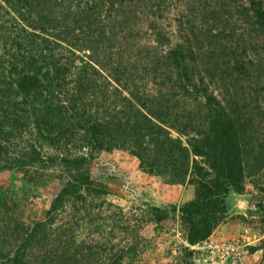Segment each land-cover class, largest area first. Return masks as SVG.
I'll return each instance as SVG.
<instances>
[{"label":"rangeland","instance_id":"obj_1","mask_svg":"<svg viewBox=\"0 0 264 264\" xmlns=\"http://www.w3.org/2000/svg\"><path fill=\"white\" fill-rule=\"evenodd\" d=\"M224 1L227 0H138L129 5L115 0L109 12L103 5L93 9L101 19L92 23L96 31L84 32L82 36L89 46L86 47L85 41L78 42L75 49L60 44L61 64L70 68L68 79L77 77L84 64H90L101 81L104 78L112 82L110 90H117L103 102L101 95L95 93L96 86L91 84L90 93H84L77 101L79 116L108 120L110 111L131 105L141 113L160 116L161 122L171 121L170 125L164 123L165 129L189 151L185 171L180 179L149 172L141 168L139 160L129 151L97 150L76 129L69 134L75 137L68 144L57 145L47 133L49 125H37L35 118L25 114L21 120L13 118L16 124L12 130L8 127L9 119L5 120L1 138L7 132L12 134L6 135L1 143L0 264H15L16 258L19 264H208L206 257L211 255L207 246L221 248L233 242L239 247L238 255L223 253L226 259L216 258L217 264H264V91H259L264 90V51L256 48L257 44L250 50V43L244 60L246 64L249 62L248 70L242 81L229 78L227 84L214 83L203 72L201 63L205 62L203 51L209 38L198 44L202 36L188 31L185 22L188 15H194L198 17L194 23L196 30H203L204 25L207 28L212 24L211 12ZM234 1L245 4V0H232V5ZM0 5L6 8L1 1ZM237 13L225 17L226 24L234 28L225 32L231 41L212 45L207 62L223 53L219 45L228 48L233 44L224 51L231 53L237 46L234 40L241 37L239 33L246 32V19H238ZM106 15H113V22L107 23ZM9 25L11 22L0 33L12 38L16 28L8 32ZM215 28L218 30L219 25ZM76 35L79 34L72 33ZM6 41L0 42V56L4 51L17 50L10 39ZM257 41L258 45L263 44V39ZM177 47L186 49L190 57L189 82L186 78L173 82L167 76L173 68L167 65V53ZM27 57L30 58L24 63L30 68L34 58ZM218 62L225 63V57L221 55ZM85 72L88 78H99L89 68ZM57 84L56 88H47L44 97L51 99L53 92L68 107L65 103L71 96L65 91L71 85L66 87L61 81ZM13 90L8 101L1 100L6 111L4 114L0 111V120L16 111L21 114L19 108H10L14 100H20L15 87ZM206 94L215 100L213 105H206ZM151 97L160 104L142 110L140 103ZM98 103L105 108L109 105L105 114V108L99 109ZM217 103L246 132L240 146L249 150V156L242 165V192L227 195L226 213L208 238L192 246L186 239L187 225L177 209L190 202L202 204L196 201L198 183L203 184V197L209 196L211 170L203 157L191 153L190 144L208 131L213 117L211 108H217ZM149 114L148 119L155 121ZM61 118L56 121L58 126ZM145 146L151 147L150 143ZM33 153L36 161L27 158ZM75 157L86 158L81 171L89 175L94 194L82 191L74 200L66 197L59 203L58 211L49 213L53 200L75 174L76 170L68 164ZM58 240L63 243L56 244ZM202 246L205 251L198 249ZM47 252L50 256H45Z\"/></svg>","mask_w":264,"mask_h":264},{"label":"trees","instance_id":"obj_2","mask_svg":"<svg viewBox=\"0 0 264 264\" xmlns=\"http://www.w3.org/2000/svg\"><path fill=\"white\" fill-rule=\"evenodd\" d=\"M0 1L7 8L0 5V31L5 30V25L10 24V22L11 25H9L7 31L9 32L10 29L16 28V34L14 37L11 36L12 38L5 35V33H0V42L5 43L7 39H10L11 44L18 50H15V53L4 51L3 56H0V111L2 114L5 113L6 110L1 105V100H4V102L9 100L11 92L14 91L13 87L16 88L20 100H14L10 108L13 110L19 108L18 110L21 111V114H16V111L13 115L0 120V154L2 152V140L6 135L12 134V132H7L1 138L3 136L2 126L4 121L9 119L8 127L12 130L16 124L13 123V118L21 120L25 118V114L30 118H35L37 125H49L51 128L47 129V133L52 136L50 140L57 143V145L60 143L68 144L67 141L75 137L73 134L70 137L69 134L74 133L73 130L76 129L83 132V138L92 141L91 145L97 150H127L139 160L141 168L152 173L155 172L180 179L181 172L185 171V161L188 158L189 151L187 152L180 141L172 139L165 129L167 126L164 123L170 125L171 121L161 122L159 120L160 116L151 115L149 114L151 112L147 111L141 113L140 110L133 108L131 105L126 106L125 109L118 106L117 110L110 111L108 120L104 118V120L97 121L95 118L85 114L79 116L80 109L77 108V101H80L84 93H90L89 87L91 84L96 86L97 91L95 93L101 95L103 102L106 101L111 93L117 92V90H110L113 86L112 82L104 78L101 81L98 72L90 64H84L80 72L77 73V77L68 79L70 68L65 66V64H61L63 54L60 51L63 46L61 47L60 44L65 43L64 45L75 49L78 42L85 41L86 44L81 43L85 44L86 47L87 45L89 46L86 38L82 36H84V32L96 31L94 27L92 28V23L97 19L99 21L101 19V16L94 13L93 9H98L97 5H103L106 8V12H109L114 8L115 0ZM122 1L130 5L138 0H116L118 3H122ZM105 5L108 6L106 7ZM263 7L264 0H245V4L234 1L233 5L232 0L218 3L210 14L212 24H209L207 28L204 25V29L202 30L201 28L199 31L196 30L194 24L198 17L194 15L187 16L185 22L189 26L188 31L199 33L202 36L198 44L209 38L203 51L205 53V62L201 63L204 67L203 72L208 73L214 83L227 84L229 78L234 82L242 81L241 78L243 75L246 76L248 70L247 64L249 62L246 64L244 60L250 43H252L250 50L255 49L257 44L256 48L259 47L261 51H264ZM192 10L194 11V9ZM234 10L238 11V13L235 11L238 19L245 17L246 26L248 25V28L245 29L246 32L239 33L241 37L238 40H234L235 42L237 41V46L232 49L231 53L229 52L230 54L224 51L233 47V44L228 48L219 45L220 51L223 52L221 55L225 57V63L218 62L221 60L220 53H218L219 56H213L212 61L207 62L208 52L212 45L218 41L227 43L231 41L232 38L225 32L226 30L232 32L231 29L234 30V28L226 24L225 17L232 14L235 15ZM106 17L107 23L113 22V15H106ZM216 25H219L218 30L214 29ZM27 29L31 32H28ZM73 32L79 35L72 36ZM21 39L23 40L21 41ZM257 39H263V44L258 45ZM36 40H40V43L35 42ZM37 50L38 55L36 56ZM167 54V65L173 67L167 76L170 79H174L173 82L180 78H186L189 82L187 69L190 57H188L186 49L177 47L174 50H170ZM28 55L34 58V65L30 68L24 63L25 59L30 58L27 57ZM71 55H73L72 52ZM37 58L40 60H36ZM191 59L193 58L191 57ZM41 61L43 65L39 66ZM48 66L52 67L50 71L45 70V67ZM88 68L91 69L92 75L99 78H88L85 72ZM255 68L257 69L258 66ZM58 81H61L66 87L71 85L69 91H65L66 95L71 96L65 103L69 104L68 107L63 106L62 99L53 95V92H50L51 99L48 98L50 100L44 97L45 90L47 88H56ZM259 91L264 90L259 88ZM158 101L155 97L145 98L140 103V106L142 110L147 109L148 105L155 108L152 104L158 106L160 104V101ZM214 101L212 97L206 94V105L211 106ZM92 102L94 101L90 103ZM216 106L217 108H213L214 106L211 108L213 117L209 121L210 127L208 131L199 134L198 139L190 144L191 153L195 156L203 157L211 170L212 178L209 180V196L203 197V184L198 183L200 186L199 191L195 192L196 201H201L202 204L196 205L194 202H190L177 209L181 220L187 225L186 239L189 245L192 246L208 238L218 220L226 213L225 199L227 195L230 192L238 194L242 192V165L247 163L246 157L249 156V150L240 146L243 138L245 141L246 132L225 111L221 104L217 103ZM104 108V104L101 103L99 109ZM108 108L109 105L104 111L102 110L103 114ZM148 114L155 121L148 119ZM58 117H62L59 123L63 124H60V126L56 123ZM72 121H75V123ZM24 127L25 123L22 124L21 128ZM38 133L40 132L38 131ZM149 143L151 147L145 146ZM30 157L32 161L37 160L34 153L27 158ZM85 163L86 158L84 157H75L68 162L76 170L75 174L71 182L67 183L56 199L53 200L49 213L58 211L59 203L66 197L74 200L76 199V194L82 191L87 195L89 193L94 194L89 175L81 171ZM196 172L201 175L200 172ZM97 194H103V192H98ZM59 243H61V240H58L56 244ZM52 255L54 254L52 253ZM45 256H50V254L47 252ZM15 264H19L17 258L15 259Z\"/></svg>","mask_w":264,"mask_h":264},{"label":"built area","instance_id":"obj_3","mask_svg":"<svg viewBox=\"0 0 264 264\" xmlns=\"http://www.w3.org/2000/svg\"><path fill=\"white\" fill-rule=\"evenodd\" d=\"M238 245L236 243H229L227 245H223L221 246V248H218V246H207L206 249L209 250V253L211 256H207V263L208 264H217V260L216 258H223L226 259V256H224L223 253L225 254H229V256H231V254H237L238 255ZM198 249H201L203 251H205L204 247H200ZM222 250V252L220 251ZM223 255V256H222Z\"/></svg>","mask_w":264,"mask_h":264}]
</instances>
